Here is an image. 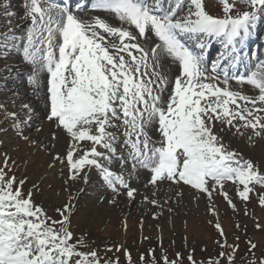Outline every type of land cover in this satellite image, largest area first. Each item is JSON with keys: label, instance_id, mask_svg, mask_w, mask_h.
<instances>
[{"label": "snow or ice", "instance_id": "snow-or-ice-1", "mask_svg": "<svg viewBox=\"0 0 264 264\" xmlns=\"http://www.w3.org/2000/svg\"><path fill=\"white\" fill-rule=\"evenodd\" d=\"M216 2L222 15L211 14L206 0H94L91 9L107 17L82 18L74 14L70 0H24L22 18L31 25L26 42L19 47L14 43L21 37L9 24L7 31H0V47L8 49L12 41V48L22 50L30 66L28 83L34 92L46 89L42 120L69 137L64 156L55 155L48 166L66 162L69 179L85 183V170L96 169L114 194L110 203L121 194L132 200L137 192L124 175L110 170L114 163L129 168V175L148 170L153 186L165 181L183 184L206 193L209 200L219 189L233 211L235 205L222 191L225 181L243 186L237 195L245 202L256 187L264 188V160L245 159L225 143L229 134L243 136L241 129L251 130L247 139L253 146L254 138H264V72L238 78L257 91L252 96L232 91L229 74L224 72L220 81L217 72L221 61L243 60L246 45L264 22V0ZM0 10L9 18L16 15L9 0H0ZM83 10V5L76 9ZM212 39L225 49L212 66L216 75L205 67ZM23 109L25 123L31 122L34 107L23 103ZM9 118L15 120L16 113L6 112L5 121ZM14 127L22 139L36 143L20 125ZM121 129L127 155L115 146ZM150 131L158 136L153 138ZM51 136L58 139L55 132ZM9 159L5 155L0 166V264H119L118 259L102 261L95 250L81 251L87 245L72 231L73 198L54 209L60 219L48 216L33 200V191L23 190L26 181L9 175ZM258 197L264 207V193ZM214 226L221 237L216 241L220 259L208 264H220L221 259L235 264L239 244L228 243L219 222ZM247 243L253 255L247 264H264V257L256 258L253 252L257 245ZM125 255L131 264L130 253ZM140 259L144 261V255ZM182 259L179 253L176 260L165 255L162 264H182ZM187 259L196 264L191 255Z\"/></svg>", "mask_w": 264, "mask_h": 264}, {"label": "rangeland", "instance_id": "rangeland-1", "mask_svg": "<svg viewBox=\"0 0 264 264\" xmlns=\"http://www.w3.org/2000/svg\"><path fill=\"white\" fill-rule=\"evenodd\" d=\"M206 3L207 10L211 14L222 15L216 0H206ZM9 4L10 11L16 15L9 18L0 10V31H7V25L11 24L15 35L21 37L14 42L19 47L26 42L24 38L27 28L31 25L29 20L22 18L24 0H9ZM261 31L264 32V28ZM12 43L9 41V48L12 49L10 52L0 47V65L14 63L22 68L21 64L25 63L22 50L12 48ZM258 53L263 54V50L259 49ZM27 67L30 72V66ZM176 71L177 69L173 74ZM7 73L10 74L7 69H3L0 76H9ZM29 75L21 77L22 80L17 82L0 83V128L6 129V132H0V166H3V159L7 155L10 158L11 168L9 175H15L17 181L24 179L25 193L32 190L35 203L42 206L47 215L53 219H60L54 209L73 198L71 199L74 206L71 216L72 231L75 237H83L87 245L81 248V251L95 250L102 261L118 259L119 264H129L125 251L131 255V264H152L151 253H154L156 264H162L165 255L169 260H176L178 253L183 258L182 264H190L187 259L189 255L196 264H208L210 260L220 259L218 254L221 249L216 241L221 237L214 226L219 222L225 231L228 243L239 244L235 264H247L253 259L252 253L248 251V240L257 245L253 250L255 257H264V207L258 203V193H264L263 188L256 187L250 193L249 201L245 202L237 195V190H242L243 186L225 181L222 191L228 194L235 205L236 210L233 211L219 189L212 193L209 200L206 193H200L187 185H175L165 181L153 186L149 183L148 170L138 169L129 175V168L121 169L114 163L110 166V170L124 175L130 187L137 189V192L132 200L121 194L115 196V203H110L114 194L96 169L85 170L88 174V182L85 183L81 179L77 181L69 179L70 173L66 162L61 164L56 161L55 167L50 168L48 165L55 155L64 156L66 153L69 137L62 130L57 129L53 122L42 120L45 113L46 89L42 87L38 93L34 92L33 87L28 83ZM45 77L47 76L41 78L44 84H46ZM228 85L232 91L244 95L257 94V91L246 92L245 89H237L240 85L232 80L228 81ZM247 85L244 86L248 87ZM21 92L23 97H18ZM23 103H30L35 109L32 127H27L25 123L28 117L23 109ZM6 112L16 113V119L9 118L5 121ZM14 125H20L23 134L36 143L29 144L22 139ZM37 128L40 131H37ZM241 131L245 133L243 136L236 137L229 134L225 137V143L230 145L232 150L240 152L245 159L264 160V138H254L253 146L247 139L251 130L241 129ZM53 132L58 139H52ZM122 133L123 129L117 133L118 142L115 146L120 154L127 155L121 143ZM38 134L41 142L35 140ZM149 134L153 138L158 136L155 131H150ZM97 150L105 151L100 147ZM33 185H38L39 190L33 189ZM209 186H213L211 181ZM124 191L121 189L122 193ZM152 200H156L157 204L153 205L150 202ZM210 207L215 210L216 215L212 214ZM257 223L262 226L260 229H257ZM236 225H239V228ZM237 236L239 241L235 239ZM117 248L119 251H116ZM141 255H144V261H141ZM220 264H225V261L221 259Z\"/></svg>", "mask_w": 264, "mask_h": 264}, {"label": "bare ground", "instance_id": "bare-ground-1", "mask_svg": "<svg viewBox=\"0 0 264 264\" xmlns=\"http://www.w3.org/2000/svg\"><path fill=\"white\" fill-rule=\"evenodd\" d=\"M86 0H79V2H81V4L80 5H83L84 7L85 6H87L88 5V2H85ZM19 11V10H18ZM92 12H93V15H95V16H100V17H103V18H106L107 17V14L106 13H104V12H94L93 10H92ZM18 13V12H17ZM92 14V13H91ZM262 26H264V22H261V23H259L258 24V27L259 28H261ZM263 36L264 35H262V34H257V36H255L256 37V39L254 40V41H249L248 42V44H247V47H248V52L250 51V49L252 48V46H254V45H262L264 42H263V40H262V38H263ZM2 65H4V66H2ZM2 65H0V72L3 70V69H7L8 70V72H10V74L9 73H7V74H9V76H0V83L2 84V82L4 83V81L6 82V81H8V82H10V81H14V82H17V81H20V79H21V77L23 76V74L25 73V69H22L21 67L19 68V66H17L16 64H14V63H3ZM176 67L175 66H173V69H172V71H174V70H176L175 69ZM7 72V71H6ZM5 73V72H4ZM11 77H13V78H11ZM22 80V79H21ZM13 82V83H14ZM0 84V85H1ZM18 86V85H17ZM19 86H21V85H19ZM14 87V86H13ZM23 87V86H22ZM19 88H17V90H18ZM15 90V89H14ZM16 90V91H17ZM20 90H22V89H20ZM18 94V93H17ZM18 97H23V94H22V92L20 93V95H18ZM16 109V108H15ZM25 124V123H24ZM27 127H32L33 125H34V120H33V118H32V121L31 122H28L27 124ZM35 140H37L38 142H41V138H40V134H38L36 137H35ZM63 144V143H62ZM64 148H65V146H64Z\"/></svg>", "mask_w": 264, "mask_h": 264}]
</instances>
